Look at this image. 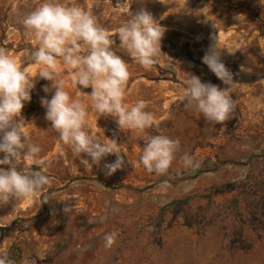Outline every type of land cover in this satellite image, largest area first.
Masks as SVG:
<instances>
[{"label": "rangeland", "instance_id": "rangeland-1", "mask_svg": "<svg viewBox=\"0 0 264 264\" xmlns=\"http://www.w3.org/2000/svg\"><path fill=\"white\" fill-rule=\"evenodd\" d=\"M43 2L0 0V50L33 72L36 46L22 20ZM59 2L90 11L109 32L127 21L122 10L128 6L133 14L151 13L164 32L162 52L150 69L133 61L116 36L113 50L129 65L125 102L144 100L154 123L143 134L121 131L112 117L97 119L89 108L86 130L115 139L124 152L123 166L106 175L103 165L116 156L109 154L99 166L82 165L45 119L40 99L51 98L54 89L43 91L51 81L35 78L31 100L16 119L27 143L41 147L51 184L31 200L0 204V254L19 247L15 264H264V0ZM215 43L233 75L229 87L201 60ZM188 74L228 87L235 108L223 124L184 107L180 97ZM57 79L75 96L67 71ZM235 86L241 95L251 88L250 104L235 99ZM145 134L179 141L168 173H149L140 163ZM185 154L193 166H184ZM111 232L116 241L105 249L103 238Z\"/></svg>", "mask_w": 264, "mask_h": 264}, {"label": "clouds", "instance_id": "clouds-1", "mask_svg": "<svg viewBox=\"0 0 264 264\" xmlns=\"http://www.w3.org/2000/svg\"><path fill=\"white\" fill-rule=\"evenodd\" d=\"M165 3L164 0H161ZM128 19L115 32L102 27L90 11L59 0H44L26 15L22 24L33 38L36 46L31 56L37 70L22 69L19 60L0 50V204L15 200H31L43 194L51 184L46 174V163L40 157L41 147L27 143L28 133L17 121L25 103L31 100L35 78L51 81L44 86L51 98L41 97L45 119L59 134V140L71 148L80 163L91 168L109 154L114 162L103 165L106 175H111L124 164L123 150L115 139L101 140L87 131L89 108L100 116L112 117L121 131L129 130L143 134L153 126L152 113L145 111L147 103L138 100L134 104L125 102L127 83L130 78L128 63L113 50L118 37L119 47L142 66L150 69L161 51L164 30L157 25L151 13L141 9L134 14L129 6L122 10ZM220 48L212 45L201 58L202 63L228 87L233 75L221 60ZM229 51V50H228ZM229 53H231L229 51ZM67 71L71 87L77 89L75 96L65 89V83L57 79ZM180 97L186 109H193L206 121L223 124L234 111L235 104L226 88L202 82L194 74L183 81ZM91 88L84 93L82 89ZM179 148V141L164 135H143L140 163L149 173H168ZM84 154V155H82ZM87 157V158H85ZM184 166H193L192 158L185 154ZM21 161L26 166L21 167ZM36 166L33 169L32 166ZM70 208H65L68 212ZM91 223V221H90ZM117 238L116 232L104 236V247L110 249ZM0 264H14L6 254H0Z\"/></svg>", "mask_w": 264, "mask_h": 264}, {"label": "crops", "instance_id": "crops-1", "mask_svg": "<svg viewBox=\"0 0 264 264\" xmlns=\"http://www.w3.org/2000/svg\"><path fill=\"white\" fill-rule=\"evenodd\" d=\"M257 33H259V32H257ZM259 34H262L260 37L261 38L260 40L262 43H264V29ZM263 83L261 85H264ZM235 89H237L236 86L234 87V97L237 101L243 102L245 104H250L252 102V99L254 98V94L251 92V88H245L244 91L246 93L244 95H241L240 93H238V94L235 93ZM241 90H243V88H241ZM263 94L261 95V97H263Z\"/></svg>", "mask_w": 264, "mask_h": 264}, {"label": "trees", "instance_id": "trees-1", "mask_svg": "<svg viewBox=\"0 0 264 264\" xmlns=\"http://www.w3.org/2000/svg\"><path fill=\"white\" fill-rule=\"evenodd\" d=\"M235 80L237 81H242L244 82V80H242L241 77H234ZM101 181V180H99ZM102 182V181H101ZM104 183V182H102ZM107 185V184H106ZM238 234L241 233V228H238V231H237ZM21 257V249L19 247H13L8 255V258L11 259L14 264L20 259Z\"/></svg>", "mask_w": 264, "mask_h": 264}]
</instances>
